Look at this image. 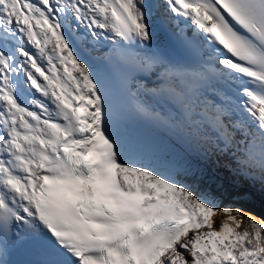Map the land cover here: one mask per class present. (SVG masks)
Returning <instances> with one entry per match:
<instances>
[{"label": "snow or ice", "instance_id": "1", "mask_svg": "<svg viewBox=\"0 0 264 264\" xmlns=\"http://www.w3.org/2000/svg\"><path fill=\"white\" fill-rule=\"evenodd\" d=\"M90 57L264 188V0H0V264H264V223L133 137Z\"/></svg>", "mask_w": 264, "mask_h": 264}, {"label": "bare ground", "instance_id": "2", "mask_svg": "<svg viewBox=\"0 0 264 264\" xmlns=\"http://www.w3.org/2000/svg\"><path fill=\"white\" fill-rule=\"evenodd\" d=\"M140 98L144 99V97ZM148 104L159 111L156 100H148ZM127 128L131 135L143 145L176 159L187 160L199 168L203 172V179L198 178L193 183V187H196L197 191H211L218 207L241 209L243 223L238 231L242 232L245 229L251 231L248 223L249 214L255 217L257 222L264 223V188L259 182L253 183L233 174L223 167L222 163H206L200 158L196 145L192 144L180 130L165 123L142 115L140 125L127 124ZM224 218L222 215L214 217V227L218 228Z\"/></svg>", "mask_w": 264, "mask_h": 264}]
</instances>
